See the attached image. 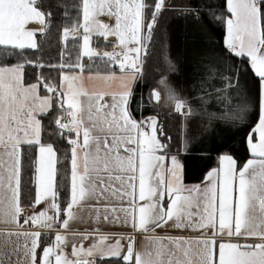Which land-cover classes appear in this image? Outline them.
<instances>
[{
  "label": "snow or ice",
  "instance_id": "6c2138e0",
  "mask_svg": "<svg viewBox=\"0 0 264 264\" xmlns=\"http://www.w3.org/2000/svg\"><path fill=\"white\" fill-rule=\"evenodd\" d=\"M57 7L59 25L45 0H0V264H264V0L186 9L221 37L209 32L185 52L194 96L172 79L184 69L161 25L166 0ZM54 27L56 64L41 55ZM94 36L115 37L112 50ZM157 44L159 75L145 93L138 83ZM97 60L107 71H93ZM162 100L183 122L175 142ZM213 101L226 111H210ZM193 117L206 118L199 138ZM218 127L242 133L249 158L217 143ZM206 138L216 166L199 147ZM196 162L204 178L186 184ZM168 227L179 231L157 232Z\"/></svg>",
  "mask_w": 264,
  "mask_h": 264
},
{
  "label": "trees",
  "instance_id": "16d2710c",
  "mask_svg": "<svg viewBox=\"0 0 264 264\" xmlns=\"http://www.w3.org/2000/svg\"><path fill=\"white\" fill-rule=\"evenodd\" d=\"M46 3L52 5L53 16L56 18V24L59 25L62 20V14L57 5H63L66 0H45ZM70 2V0H68ZM169 7L164 12V18L161 21V25L167 30L170 37L171 44V53L174 58H177L180 61V67L184 69L182 74H178L175 77H172L173 82L183 86L182 95L184 96H194L195 93L192 92L189 87L191 81L189 79V69L188 57L185 55V52L190 48L193 39L207 40L209 38V32L212 38L217 42L220 41V32L218 30H209L206 25L203 23H198L194 17L188 15L186 9L188 8H203L207 0H166ZM42 53L44 60L52 64H56L60 60V52L62 49V42L60 33L57 31L56 27L52 29L50 34L45 38L41 37ZM93 45L98 49H110L112 47L111 43L104 42L99 38H94ZM159 45H155L150 53L148 63L145 67V78L138 83L139 91L147 93L149 87L154 83V80L158 78V73L155 69L159 64ZM12 62H15L14 60ZM87 63V61H86ZM110 67H115L116 65H111ZM107 71V67L99 60L93 65V71ZM54 76L55 72L52 73ZM194 106H199L198 100L191 101ZM210 111H226L216 105V102L213 101L209 106ZM160 120L164 124L166 133L172 137L173 141L180 140L183 135V122L179 115L175 114L171 109L160 110ZM206 122V118L203 117H193L191 120V129L194 134L200 132V126L202 123ZM219 135L216 137L217 143L226 142L228 151L234 154L240 159L249 158L250 154L246 150L244 144L241 141V134H236L233 137V133L228 132L225 129H220L218 127ZM57 147L60 151V161L61 164H65L63 153L66 151V148L60 141H56ZM200 148L206 151V154L211 155L212 159L208 162V166H216V156L215 152H208L207 150L212 147L211 140L205 139V143L199 145ZM59 167V165H58ZM205 165L203 162H196L191 170H187L185 173V183L194 184L200 183L205 175Z\"/></svg>",
  "mask_w": 264,
  "mask_h": 264
},
{
  "label": "crops",
  "instance_id": "0c3cea01",
  "mask_svg": "<svg viewBox=\"0 0 264 264\" xmlns=\"http://www.w3.org/2000/svg\"><path fill=\"white\" fill-rule=\"evenodd\" d=\"M30 26L31 27H39V25H37L35 23L31 24ZM94 38H99L100 40H103L104 42L111 43V45H113L114 42H115V38L114 37H109L107 41H105L102 37H98V36H95ZM100 50L111 51L112 50V47H111V49H100ZM116 51H117V49H116ZM71 227H72L73 230H80L82 228L87 227V224L74 223V224L71 225ZM76 227H78V228H76ZM79 227H82V228H79ZM108 228L110 230H112V231H115V232H119V231H122L123 230V227L120 224H111V225L108 226ZM157 232H159L161 234H163L165 232L172 233V234H177V232L168 231L166 229H160V228L157 229ZM140 242H142V238H138V243H140Z\"/></svg>",
  "mask_w": 264,
  "mask_h": 264
},
{
  "label": "rangeland",
  "instance_id": "374dc122",
  "mask_svg": "<svg viewBox=\"0 0 264 264\" xmlns=\"http://www.w3.org/2000/svg\"><path fill=\"white\" fill-rule=\"evenodd\" d=\"M101 19L105 20L106 22H114V21H108V18H107V17H102ZM94 37H95V36H94ZM94 37H93V40H94ZM114 38H115V37H114ZM93 46H94V45H93ZM94 47H95V46H94ZM110 49H111V48H110ZM101 51H104V50H101ZM117 51H119V48H117ZM161 104H162V106L159 108L160 110L170 109V108L167 107L165 101L162 100ZM87 227H88V225H87ZM76 228H78V227H76ZM79 228H82V227H79ZM160 229H166V230H168V231H173V232H177V233H178V231H179V230H176V229H172L171 227H168V228H160ZM69 251H70V249H69Z\"/></svg>",
  "mask_w": 264,
  "mask_h": 264
},
{
  "label": "built area",
  "instance_id": "2783aa9c",
  "mask_svg": "<svg viewBox=\"0 0 264 264\" xmlns=\"http://www.w3.org/2000/svg\"><path fill=\"white\" fill-rule=\"evenodd\" d=\"M116 68H117V70H118V66H117Z\"/></svg>",
  "mask_w": 264,
  "mask_h": 264
}]
</instances>
